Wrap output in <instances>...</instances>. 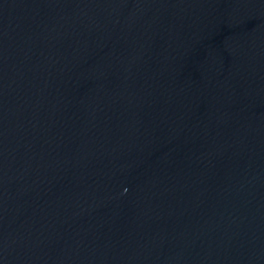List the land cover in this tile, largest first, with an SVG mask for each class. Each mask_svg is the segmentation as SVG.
I'll list each match as a JSON object with an SVG mask.
<instances>
[{"label": "water", "instance_id": "95a60500", "mask_svg": "<svg viewBox=\"0 0 264 264\" xmlns=\"http://www.w3.org/2000/svg\"><path fill=\"white\" fill-rule=\"evenodd\" d=\"M0 264H264V0H0Z\"/></svg>", "mask_w": 264, "mask_h": 264}]
</instances>
